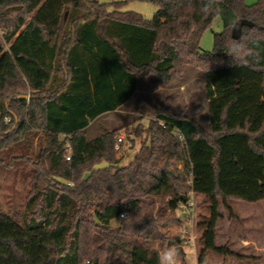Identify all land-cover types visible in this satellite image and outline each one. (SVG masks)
Segmentation results:
<instances>
[{
	"label": "trees",
	"instance_id": "1",
	"mask_svg": "<svg viewBox=\"0 0 264 264\" xmlns=\"http://www.w3.org/2000/svg\"><path fill=\"white\" fill-rule=\"evenodd\" d=\"M151 1L157 11L145 19L121 1L109 10L98 0H0V25L10 29L9 48L0 46V165L31 163L24 211L0 207V224L26 234L0 240L21 260L31 255L18 241L43 229L55 252L39 264H160L152 243L183 244L161 227L182 222L175 212L191 191L211 211L198 223V263L209 251L256 258L218 245L217 226L228 199L264 200V0ZM216 16L223 30L203 51ZM239 18L254 26L234 39ZM192 62L203 72L210 132L160 105L126 166L118 129L89 138V124L124 104L142 72L168 80ZM123 211L130 219L113 227Z\"/></svg>",
	"mask_w": 264,
	"mask_h": 264
},
{
	"label": "rangeland",
	"instance_id": "2",
	"mask_svg": "<svg viewBox=\"0 0 264 264\" xmlns=\"http://www.w3.org/2000/svg\"><path fill=\"white\" fill-rule=\"evenodd\" d=\"M107 3L108 9L114 7L113 1H121L123 10L135 11L143 15L145 19L155 16L157 5L151 0H98ZM257 0H247L249 4ZM223 30V22L220 16H216L209 28L201 37L200 47L203 51H213L215 46V34ZM10 29L0 25V46L5 50L9 48L7 35ZM160 105L176 115H187L195 120L205 131L210 132L208 98L205 90V80L201 67L192 62L182 66L180 73L172 72L170 79L164 80L153 71L146 70L140 74L138 91L132 102L121 112L105 113L92 121L87 128L89 138L101 133L103 129H118L119 136L123 140L119 142L118 156L120 166L128 165L139 151L143 140L147 135L144 130L150 120L155 119V113ZM141 128L140 134L135 131ZM35 149L37 138L31 144ZM21 167L4 168L0 165V207L7 212L22 213L30 193L29 183L31 175L29 169L31 163L26 159L20 161ZM105 165L102 163L101 166ZM194 200L197 205L198 218L205 221L210 217V201L205 195L196 194ZM231 209L221 203L220 213L222 218L217 226V244L229 245L238 253L256 258L238 259L234 256H226L215 251H209L205 264H264V252L260 243L264 241V200L258 202L228 199ZM127 212V211H125ZM176 215L182 219L181 223H170L161 227V231L168 237L181 236L184 238L182 229L186 225L182 212L176 209ZM128 214V212L126 213ZM121 218L112 220V226L120 224ZM17 224H0V237L25 235ZM251 244H248L245 239ZM21 247L31 255L29 262L21 260L13 254L11 246L0 240V264H39L42 258L54 253L48 244L50 242L43 229L28 234V239L18 241ZM153 247L160 249V254L168 249L175 248L169 243L162 244L160 241L152 243ZM202 243L199 241L196 247L185 245V258L178 256V264L182 259L187 264H199L198 255ZM255 247H258L255 248Z\"/></svg>",
	"mask_w": 264,
	"mask_h": 264
},
{
	"label": "built area",
	"instance_id": "3",
	"mask_svg": "<svg viewBox=\"0 0 264 264\" xmlns=\"http://www.w3.org/2000/svg\"><path fill=\"white\" fill-rule=\"evenodd\" d=\"M123 140L122 136L118 137V143H117V149L119 148V142ZM69 159L70 156H67ZM195 192L191 191L189 194V199L185 202H182L179 204L178 208L182 212V217L185 218L186 225H184L182 232L184 235V242L181 244L184 248L185 245H190L192 247H196L199 238L203 232V228L199 227V218H198V211H197V205L194 200ZM127 213L123 211L120 213L119 217L121 218V215Z\"/></svg>",
	"mask_w": 264,
	"mask_h": 264
},
{
	"label": "water",
	"instance_id": "4",
	"mask_svg": "<svg viewBox=\"0 0 264 264\" xmlns=\"http://www.w3.org/2000/svg\"><path fill=\"white\" fill-rule=\"evenodd\" d=\"M244 26H254V22L247 18L237 19L232 28V37L234 39H239L242 36ZM175 249H179V255H181L182 258H185L186 252L182 245L175 246Z\"/></svg>",
	"mask_w": 264,
	"mask_h": 264
},
{
	"label": "clouds",
	"instance_id": "5",
	"mask_svg": "<svg viewBox=\"0 0 264 264\" xmlns=\"http://www.w3.org/2000/svg\"><path fill=\"white\" fill-rule=\"evenodd\" d=\"M130 219L128 214L121 215V220L127 222ZM179 249L171 248L161 254L160 264H178Z\"/></svg>",
	"mask_w": 264,
	"mask_h": 264
},
{
	"label": "crops",
	"instance_id": "6",
	"mask_svg": "<svg viewBox=\"0 0 264 264\" xmlns=\"http://www.w3.org/2000/svg\"><path fill=\"white\" fill-rule=\"evenodd\" d=\"M137 91H138V88H137V90H136V92L124 103V104H122L119 108H117V109H115V110H111V111H109V112H106V113H114V112H121L122 110H123V108H125L126 106H128L129 104H130V102H132V100H133V97L135 96V94L137 93ZM105 114V113H104ZM104 114H102V115H104ZM101 115V116H102ZM100 117V116H99ZM98 119V118H97ZM96 120V119H95ZM92 124V122L89 124V126ZM88 126V127H89ZM97 135H99V133H97L95 136H93V137H91V138H94V137H96ZM195 195H196V193H195ZM243 239H245V238H243ZM244 241H247L248 242V244H251L250 242H253V241H250V240H248V239H245ZM260 246H261V249H258V247H255V248H257L258 250H260V251H263L264 252V241H261V243H260Z\"/></svg>",
	"mask_w": 264,
	"mask_h": 264
}]
</instances>
